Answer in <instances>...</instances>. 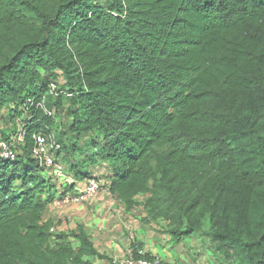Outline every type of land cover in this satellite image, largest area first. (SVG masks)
Masks as SVG:
<instances>
[{
  "label": "trees",
  "instance_id": "obj_1",
  "mask_svg": "<svg viewBox=\"0 0 264 264\" xmlns=\"http://www.w3.org/2000/svg\"><path fill=\"white\" fill-rule=\"evenodd\" d=\"M95 1L0 0V125L34 101L18 159L0 160V264L106 259L43 221L58 191L32 138L59 129L37 105L60 79L78 106L67 135H94L114 196H147L150 219L205 233L228 264H264V0Z\"/></svg>",
  "mask_w": 264,
  "mask_h": 264
},
{
  "label": "crops",
  "instance_id": "obj_2",
  "mask_svg": "<svg viewBox=\"0 0 264 264\" xmlns=\"http://www.w3.org/2000/svg\"><path fill=\"white\" fill-rule=\"evenodd\" d=\"M8 113L9 109L3 112L0 125L2 137L8 130L10 135L14 131V125L7 121ZM31 118L32 114L25 111L15 122L17 129ZM55 121L58 125L56 117ZM64 131L63 138L68 148L61 155L62 161L60 156L59 160L68 169L76 167L79 173L77 182L80 184L93 176L105 184L106 189L87 204L63 205L54 201L43 216L45 223L52 224L54 234L70 235L83 229L97 251L106 257L104 260L91 258L94 264H110L115 258L127 256L135 249L141 251L142 256L160 257L163 264H213L215 257L208 250V242L196 235L176 240L169 234L167 222L150 219L144 205L146 197H138L135 199L137 205L128 206L110 192L115 167L112 162L95 155L99 149L91 147L95 138L92 133L86 134V142L83 136L71 144L65 139L71 137L67 135L68 128ZM79 141L81 143L73 145ZM93 156L96 160L94 165L90 163Z\"/></svg>",
  "mask_w": 264,
  "mask_h": 264
},
{
  "label": "built area",
  "instance_id": "obj_3",
  "mask_svg": "<svg viewBox=\"0 0 264 264\" xmlns=\"http://www.w3.org/2000/svg\"><path fill=\"white\" fill-rule=\"evenodd\" d=\"M48 88L49 94L53 97L57 98L61 94L54 83H51ZM29 104L30 106L24 110L32 114L30 108H33L34 101L30 100ZM37 108L45 110V98L42 103L37 105ZM26 126V122L21 123L17 132L12 134L9 140L0 141L1 161L15 162L18 159L20 150L26 142ZM32 139V159L36 162L39 171L56 187L58 196L55 201L59 204H87L104 191L106 187L96 177H89L83 184L77 182L68 167L59 160L61 145L53 134L36 132ZM137 253L141 256L143 254L141 251H137ZM110 264H163V260L160 257L136 258L132 251L127 256L115 258Z\"/></svg>",
  "mask_w": 264,
  "mask_h": 264
},
{
  "label": "rangeland",
  "instance_id": "obj_4",
  "mask_svg": "<svg viewBox=\"0 0 264 264\" xmlns=\"http://www.w3.org/2000/svg\"><path fill=\"white\" fill-rule=\"evenodd\" d=\"M103 2H104V0H96L95 1V5L102 8V7H104V3ZM54 84H56V86H57L59 91L60 90L62 91L63 89H65L64 91H62V93L64 95L68 94L66 88L64 87V80L63 79H60L59 82H55ZM64 95L62 96L63 98H59V99H57L56 97L51 96L50 94H47L45 96V102H46L45 103V111L48 112V115L56 117L58 122H59L58 123L59 124L58 125L59 129L54 130L53 135L55 136V139L62 145V149H61V152L59 154L60 159H61V155L64 152V148L66 146L65 142H64V138H63L64 137L63 136L64 132H65L64 130L69 128L73 124V122H74V113L77 112V110H78V106L76 105V103L72 102V100L70 99L71 95L70 96L69 95L68 96H64ZM57 100H61V102H62L61 103V105H62L61 108H63L61 112L60 111L58 112V114L56 113L57 112L56 108L58 106L56 108L52 107L49 110L46 108V104L49 101L50 102H52V101L55 102ZM60 128H62L63 131H60ZM11 132L12 133H16L17 132V126L14 127V131H11ZM3 134L5 135V136L3 135V137H2V134H0V141L1 140H7L8 136L10 135V131L8 130L6 133H3ZM83 136H84L83 139H85V142H86V134L83 135ZM70 138H74V137H72V136L70 137L69 136V137H66L65 139L67 141L71 142V144L74 143L77 140V139H70ZM81 141H79V142H77V143H75L73 145H78L79 143H81ZM61 161H62V159H61ZM207 227H208V225H206V227L204 228L205 231H207L209 229ZM196 236H198V238H201L203 241L209 243L210 247H209L208 250L211 252L212 256L215 257V260H212L213 264L214 263L216 264V262L219 263V264H228L226 262V260L224 259V257H222L220 255L219 256L217 255V252H216L217 250L215 249L214 245L210 242V239L208 237H206L205 233L196 234Z\"/></svg>",
  "mask_w": 264,
  "mask_h": 264
}]
</instances>
